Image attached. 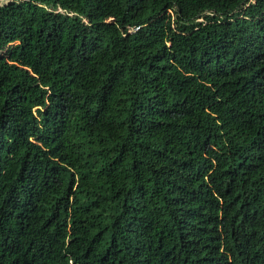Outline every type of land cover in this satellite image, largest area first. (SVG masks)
Here are the masks:
<instances>
[{"label": "trees", "instance_id": "trees-1", "mask_svg": "<svg viewBox=\"0 0 264 264\" xmlns=\"http://www.w3.org/2000/svg\"><path fill=\"white\" fill-rule=\"evenodd\" d=\"M0 264H264V0L0 1Z\"/></svg>", "mask_w": 264, "mask_h": 264}, {"label": "rangeland", "instance_id": "rangeland-1", "mask_svg": "<svg viewBox=\"0 0 264 264\" xmlns=\"http://www.w3.org/2000/svg\"><path fill=\"white\" fill-rule=\"evenodd\" d=\"M0 1L4 2V1H9V0H0Z\"/></svg>", "mask_w": 264, "mask_h": 264}]
</instances>
